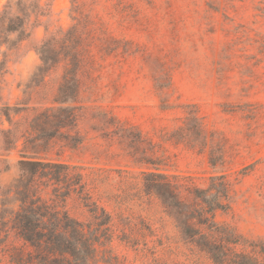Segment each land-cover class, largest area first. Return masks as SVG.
<instances>
[{"label": "rangeland", "instance_id": "rangeland-1", "mask_svg": "<svg viewBox=\"0 0 264 264\" xmlns=\"http://www.w3.org/2000/svg\"><path fill=\"white\" fill-rule=\"evenodd\" d=\"M8 1L0 0V8ZM41 3L44 15L32 19L30 37L9 54L1 104L27 108L15 117L22 125L53 107L66 65L29 89L40 65L36 48L47 29L76 27L83 51L76 129L82 144L71 149L55 141L46 157L79 167L87 193L112 216L104 260L218 264L185 239L156 196L146 194L143 173L153 169L147 163L153 160L161 172L202 188L224 175L231 208L216 221L240 238L237 254L264 264V0ZM192 113L201 119L202 137H186L195 126L188 121ZM9 128L7 122L0 126ZM1 148L0 209L3 189L18 177L22 144L11 152ZM67 208L90 221L76 197ZM0 264H10L2 249Z\"/></svg>", "mask_w": 264, "mask_h": 264}, {"label": "trees", "instance_id": "trees-1", "mask_svg": "<svg viewBox=\"0 0 264 264\" xmlns=\"http://www.w3.org/2000/svg\"><path fill=\"white\" fill-rule=\"evenodd\" d=\"M41 0H9L0 8V77L6 71L10 52L26 41L31 21L44 14ZM76 27L50 33L36 48L40 65L34 71L29 89L41 86L60 64L66 65L53 107L36 113L27 125L15 117L27 108L3 106L0 98V146L6 152L22 144L17 179L2 191L0 209V249L10 264H118L104 260L112 242V216L87 193L81 169L46 156L55 141L76 149L82 139L76 132L81 111L79 97L83 51L74 37ZM186 137H202L204 127L196 113L189 114ZM22 126H27L22 130ZM192 127V128H191ZM207 147V145H206ZM210 164L216 169L219 161L210 151ZM221 160V156H218ZM153 169L143 173L144 190L156 196L173 213L185 239L218 264H257L253 257L237 254L233 246L239 237L219 224L216 216L231 208L230 184L224 175L210 177L207 187L182 183L179 176L161 172L158 164L147 162ZM76 197L90 215L81 221L67 208ZM17 207V208H16ZM21 246H15L12 240ZM245 261L237 262V259Z\"/></svg>", "mask_w": 264, "mask_h": 264}]
</instances>
